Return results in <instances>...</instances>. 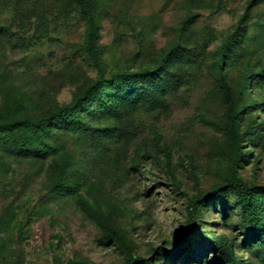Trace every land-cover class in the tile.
I'll return each mask as SVG.
<instances>
[{"label": "rangeland", "instance_id": "obj_1", "mask_svg": "<svg viewBox=\"0 0 264 264\" xmlns=\"http://www.w3.org/2000/svg\"><path fill=\"white\" fill-rule=\"evenodd\" d=\"M100 1L101 43L121 59L136 52L139 45V58L150 59L177 37V28L187 14L181 0ZM225 2L216 13L203 10L196 22L210 29L205 54L220 44L245 11L248 0ZM17 8L29 13V18L22 20ZM251 13L248 33L253 52L264 58V1ZM0 22L13 30L9 37L0 35V68L37 96L69 102L75 88L70 74L76 70L92 77L97 74L82 51L84 22L67 0H0ZM200 59L199 67L189 65L181 89L167 105L140 113L125 124L123 134L117 131L102 137L95 146L73 137L66 140L69 151L91 177L121 198L128 213L123 222L129 226L142 255L156 246L175 251L184 243L180 235L187 227L189 201L219 180L212 144L221 134L206 124V115L219 118L223 106L206 58ZM260 113L264 118V111ZM252 148L251 162L241 174L250 184L262 187L264 138ZM115 161L118 163L114 165ZM121 172L124 175L114 182ZM45 185L44 168L21 161H13L11 172L0 176V214L10 204L22 210L21 218L31 214L23 224L19 222L0 232V245L5 243L0 264H68L77 256L101 264L120 262L111 248L98 245V227L71 201L50 200L49 209L38 212ZM236 216L225 221L216 209H207L203 225L215 233L232 235L231 225L238 223ZM19 224L22 229L18 231ZM242 237L237 235L238 239ZM179 241L182 242L177 245ZM237 254L246 261H256L249 251L239 250ZM207 256L211 260L209 252ZM194 261L189 259L184 264Z\"/></svg>", "mask_w": 264, "mask_h": 264}, {"label": "trees", "instance_id": "obj_2", "mask_svg": "<svg viewBox=\"0 0 264 264\" xmlns=\"http://www.w3.org/2000/svg\"><path fill=\"white\" fill-rule=\"evenodd\" d=\"M262 1L248 0L245 11L220 44L205 54L210 29L196 22L203 10L216 13L226 2L181 0L187 14L173 41L150 59L139 58L141 45L132 55L121 59L101 43V1L67 0L84 22L82 51L97 74L92 77L81 70L71 73L75 86L72 98L59 103L50 96H37L0 68V176L11 172L13 161L38 169L43 167L45 196L38 212L47 211L50 200L71 201L98 227V245L111 248L120 257V262L110 264H184L189 259H195L192 264H264V186L250 184L241 174L251 162L252 146L258 147L264 138V118L260 116V111H264V58L254 54L248 33L251 12ZM17 14L22 20L30 16L19 8ZM12 33L9 25L0 22V35L9 37ZM199 57L206 58L207 70L219 88L223 106L219 118L206 115V124L221 134L212 144L219 180L210 190L198 193L189 201L187 227L180 235L182 241L186 240L184 243H176L180 246L175 251L156 246L142 255L129 226L123 222L128 213L121 198L91 177L69 151L66 140L73 137L95 146L102 137L117 131L123 134L125 124L134 121L140 113L171 101L181 89L189 65L199 67ZM154 133L160 137L155 130ZM167 159L171 161L170 154ZM122 175L124 172L114 182ZM207 209H216L225 221L237 215L238 223L231 225L234 234L205 229ZM21 211L13 204L8 205L0 214V232L31 217L29 213L21 218ZM20 224L18 231L22 229ZM238 234L243 237L238 239ZM1 247H5L4 242L0 245V261ZM191 250H195L194 254L189 255ZM239 250L253 253L256 261L244 260L237 254ZM68 264L101 263L77 256Z\"/></svg>", "mask_w": 264, "mask_h": 264}]
</instances>
